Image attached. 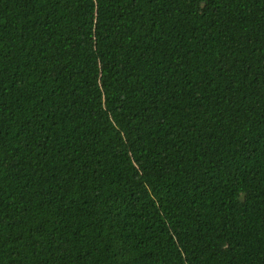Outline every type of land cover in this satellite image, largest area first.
Here are the masks:
<instances>
[{
    "label": "trees",
    "instance_id": "1",
    "mask_svg": "<svg viewBox=\"0 0 264 264\" xmlns=\"http://www.w3.org/2000/svg\"><path fill=\"white\" fill-rule=\"evenodd\" d=\"M0 264H264V0H0Z\"/></svg>",
    "mask_w": 264,
    "mask_h": 264
}]
</instances>
